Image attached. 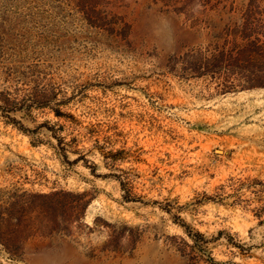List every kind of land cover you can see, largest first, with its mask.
I'll use <instances>...</instances> for the list:
<instances>
[{"label":"rangeland","instance_id":"374dc122","mask_svg":"<svg viewBox=\"0 0 264 264\" xmlns=\"http://www.w3.org/2000/svg\"><path fill=\"white\" fill-rule=\"evenodd\" d=\"M97 8L102 27L89 24L83 0H0V53L22 50L47 67L80 124L49 108L17 117L31 130L66 124L60 135L77 137L89 159L76 162L71 149L63 161L51 131L25 132L0 113V264H187L183 222L216 237L217 260L264 264V191L255 193L264 189V88L218 94L184 69L183 17L147 0ZM97 140L128 157L107 166ZM119 168L138 174L144 202L124 200ZM54 189L88 191L90 202L52 231L40 194Z\"/></svg>","mask_w":264,"mask_h":264},{"label":"trees","instance_id":"16d2710c","mask_svg":"<svg viewBox=\"0 0 264 264\" xmlns=\"http://www.w3.org/2000/svg\"><path fill=\"white\" fill-rule=\"evenodd\" d=\"M150 8L166 14L183 17L185 38L182 47L188 50L181 56L184 69L196 78H205L215 83L216 92L227 94L240 90L264 88V0H147ZM88 7L90 25L100 26L103 11L98 9V0H83ZM108 14V13H107ZM94 18L95 20H91ZM112 22V21H111ZM47 67L41 63L28 62V57L22 50L11 53H0V113L7 122L18 126L25 132L38 133L41 128H47L57 138L55 146L63 161L71 164L69 151L80 153L75 159L89 161L77 146L78 138L67 140L60 133L66 129V124L51 120L41 122L34 130L27 128L17 117V113L25 111L27 114L34 109L49 108L55 115L71 122L69 126L80 124L76 116L65 111L71 98H60L57 88L53 85V77L49 76ZM36 121V119H34ZM90 136L97 131L90 129ZM34 142H41L36 138ZM97 147L105 156L107 166L116 169L118 161L128 157L126 149H115L100 144ZM108 143V142H105ZM121 173H112L119 180L123 198L126 201H142L143 196L135 192V181L138 174L132 169L119 168ZM222 188H225L224 186ZM264 189L255 190L257 196ZM88 191H73L54 189L41 193L44 198L42 212L52 216L54 225L52 231L58 230V218L71 223L80 218L90 200H85ZM224 198H220L222 201ZM12 206L21 207L20 201ZM167 209H171L169 206ZM10 214V207L6 208ZM256 215L260 224L264 223V204L258 207ZM177 219L183 221L180 216ZM180 222L185 228L189 239L182 238V245L178 248L187 264H227L219 261L213 255L209 238L200 230ZM63 229H67L66 226ZM245 250L244 246H240ZM4 249L11 251L8 246Z\"/></svg>","mask_w":264,"mask_h":264}]
</instances>
